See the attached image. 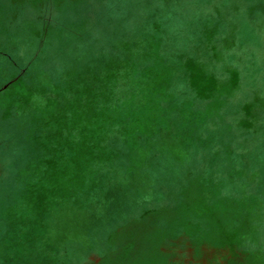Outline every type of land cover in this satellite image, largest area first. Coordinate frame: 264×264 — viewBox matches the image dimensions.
Segmentation results:
<instances>
[{
	"label": "rangeland",
	"instance_id": "obj_1",
	"mask_svg": "<svg viewBox=\"0 0 264 264\" xmlns=\"http://www.w3.org/2000/svg\"><path fill=\"white\" fill-rule=\"evenodd\" d=\"M0 264H264V0H0Z\"/></svg>",
	"mask_w": 264,
	"mask_h": 264
},
{
	"label": "trees",
	"instance_id": "obj_2",
	"mask_svg": "<svg viewBox=\"0 0 264 264\" xmlns=\"http://www.w3.org/2000/svg\"><path fill=\"white\" fill-rule=\"evenodd\" d=\"M94 116H95V115H94ZM98 128H100V126L97 127L96 130H95V133H94V136H95V137H96V134H97V132H98V130H97ZM91 131L93 132V130H91ZM72 133H73L72 131H69V132H68V129H67V131L64 132L63 134L66 135V136L68 135L69 137H71ZM63 134H62V135H63ZM75 138H76V136H75ZM73 139H74V138H73ZM69 140H70V138H68V141H69ZM71 144H72V143H71ZM79 144L81 145L82 142L80 141Z\"/></svg>",
	"mask_w": 264,
	"mask_h": 264
}]
</instances>
